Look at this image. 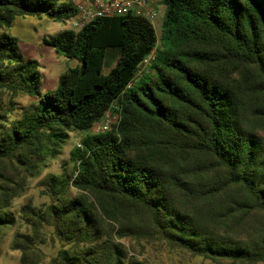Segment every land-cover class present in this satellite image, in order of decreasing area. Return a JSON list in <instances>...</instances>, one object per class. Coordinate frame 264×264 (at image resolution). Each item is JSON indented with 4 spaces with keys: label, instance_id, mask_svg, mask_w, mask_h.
Segmentation results:
<instances>
[{
    "label": "trees",
    "instance_id": "1",
    "mask_svg": "<svg viewBox=\"0 0 264 264\" xmlns=\"http://www.w3.org/2000/svg\"><path fill=\"white\" fill-rule=\"evenodd\" d=\"M162 3L160 38L128 14L45 40L80 66L41 94L39 63L6 29L22 16L68 22L78 10L0 0V242L29 181L71 133L87 132L72 173L43 180L52 201L22 209L20 264H41L48 239L62 244L55 264H145L136 245L155 243L211 264H264V0ZM109 50L119 56L105 75ZM24 95L36 99L15 116ZM109 110L119 124L90 132Z\"/></svg>",
    "mask_w": 264,
    "mask_h": 264
},
{
    "label": "rangeland",
    "instance_id": "2",
    "mask_svg": "<svg viewBox=\"0 0 264 264\" xmlns=\"http://www.w3.org/2000/svg\"><path fill=\"white\" fill-rule=\"evenodd\" d=\"M163 6V3H160ZM164 13L153 24L158 38L161 37V26ZM74 29L73 23L55 22L43 16L41 19L33 16L18 17L6 32L15 37L19 41L20 50L28 60H35L39 63V72L41 80L38 83V90L41 94L52 91L58 86V81L61 75L65 72L80 66V63L74 59H68L58 54L54 48L45 44V40L51 39L63 30ZM119 52L116 50H109L105 60L103 73L107 75L117 64ZM147 68V65L142 67ZM3 97H8L4 95ZM36 98L30 96H18L16 100L17 110L14 112L15 116L21 115V109L27 107L35 101ZM13 114V115H14ZM112 121L114 118L112 116ZM103 121L94 125L90 132H101ZM87 132H73L70 134V139L62 149L61 155L55 159L48 160L45 164L41 174L29 181L26 192L17 198L12 205L11 211L15 215L14 225L6 230L5 236L0 242V264H20V251L13 250L12 244L15 234L17 232L27 233L30 231V226L27 223V218L22 212V209L27 204L40 208L45 204H49L52 199L46 192L47 188L43 180L48 175H70L73 171V164L70 161L71 152L81 144ZM70 194L75 196L77 190L70 189ZM49 234L51 228L43 229ZM44 257L41 264H55L54 260L57 258L62 244L59 241L54 243L47 240L46 244H40ZM139 255L137 258L142 260L145 264H211L210 260H205L200 257H190L183 255L177 251L159 244H145L144 247L136 245ZM137 251V252H138Z\"/></svg>",
    "mask_w": 264,
    "mask_h": 264
},
{
    "label": "built area",
    "instance_id": "3",
    "mask_svg": "<svg viewBox=\"0 0 264 264\" xmlns=\"http://www.w3.org/2000/svg\"><path fill=\"white\" fill-rule=\"evenodd\" d=\"M78 10V14L71 19L74 29L78 30L85 25L107 17L124 16L135 14L143 16L153 24L165 12L163 0H69ZM150 55L143 62V66L147 65L152 59ZM114 107V106H113ZM115 109H119L115 107ZM112 116L114 121H112ZM120 114H113L112 110L106 113L103 120L101 132L110 130L114 125H118Z\"/></svg>",
    "mask_w": 264,
    "mask_h": 264
}]
</instances>
